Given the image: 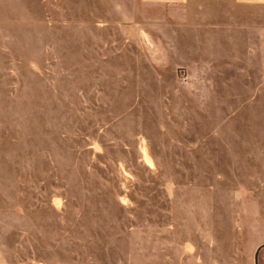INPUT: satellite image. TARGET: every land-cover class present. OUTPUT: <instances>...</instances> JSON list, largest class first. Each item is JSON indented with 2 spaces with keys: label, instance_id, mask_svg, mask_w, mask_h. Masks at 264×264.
<instances>
[{
  "label": "rangeland",
  "instance_id": "rangeland-1",
  "mask_svg": "<svg viewBox=\"0 0 264 264\" xmlns=\"http://www.w3.org/2000/svg\"><path fill=\"white\" fill-rule=\"evenodd\" d=\"M219 1L0 0V264H264V9Z\"/></svg>",
  "mask_w": 264,
  "mask_h": 264
},
{
  "label": "crops",
  "instance_id": "crops-1",
  "mask_svg": "<svg viewBox=\"0 0 264 264\" xmlns=\"http://www.w3.org/2000/svg\"><path fill=\"white\" fill-rule=\"evenodd\" d=\"M134 1L135 4H133L132 9H130L129 17L133 19L131 23L135 25V29L139 28V31L141 29V32L143 31L144 27L152 28L154 25H156L154 19L155 12H157L156 16L163 18L162 20L163 23L165 22H167L168 24L176 23L177 25L184 26L185 28H191V26L198 24L197 15L205 16V17H200V19H204L203 22L205 25L212 26L213 24V27H216L217 29H219L220 26L219 23L214 24L211 18V16L214 15L213 5H215L217 2L219 4L220 3L219 0H207L206 6L203 4L201 5L202 0H134ZM237 2L241 7L243 13L242 14L243 20L244 18L247 19V15L245 13H248V11L251 8L264 9V0H237ZM216 7L217 9L218 8L220 9V6H218L217 4ZM199 11L202 12V15L201 12ZM244 25L248 30L249 29L248 23L245 22L243 23V26ZM216 39L218 40V37L214 36L213 40L215 41ZM225 40L227 39L225 38Z\"/></svg>",
  "mask_w": 264,
  "mask_h": 264
}]
</instances>
